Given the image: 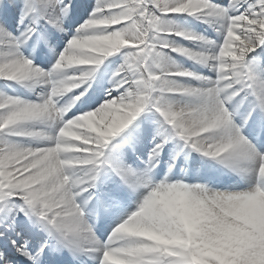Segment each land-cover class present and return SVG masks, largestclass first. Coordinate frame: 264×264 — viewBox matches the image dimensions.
Returning a JSON list of instances; mask_svg holds the SVG:
<instances>
[{
	"label": "snow or ice",
	"instance_id": "6c2138e0",
	"mask_svg": "<svg viewBox=\"0 0 264 264\" xmlns=\"http://www.w3.org/2000/svg\"><path fill=\"white\" fill-rule=\"evenodd\" d=\"M0 264H264V0H0Z\"/></svg>",
	"mask_w": 264,
	"mask_h": 264
}]
</instances>
